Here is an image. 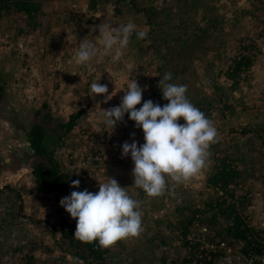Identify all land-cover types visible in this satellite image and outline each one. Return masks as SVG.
Returning <instances> with one entry per match:
<instances>
[{
  "label": "rangeland",
  "instance_id": "rangeland-1",
  "mask_svg": "<svg viewBox=\"0 0 264 264\" xmlns=\"http://www.w3.org/2000/svg\"><path fill=\"white\" fill-rule=\"evenodd\" d=\"M94 1L92 7L90 0L42 1L39 26L35 29H29L17 14L0 19V76L6 81L0 101V264H25L27 256H32L30 264H74L73 258L56 244L58 239L61 241L59 220L61 216H70L60 201L73 191L86 189L96 193L99 182H107L109 177L115 178L127 188L133 199L141 202L143 232L139 237L120 240L109 247L108 264H159L157 258L161 252L166 256L167 264L171 259H176L175 264H195L194 260L182 261L188 257V247L182 246L178 230L171 226L170 221L178 201L202 207V201L212 193L205 186V179L212 168L215 153L228 155L235 165L245 169L244 179L235 188L236 194H240L241 189L248 192L251 200L245 214L252 225L264 228V148L257 151L260 134L264 130V0H137L141 6L151 3L158 12L169 9L166 14L169 33L182 32L186 26L189 31L210 26L209 34L193 47L177 54V58H174V52H169L172 58L167 59L179 77L183 75L187 79V96L195 106L205 101L217 106L208 112L207 117L218 130L219 142L211 145L209 163L197 175L176 185L174 190L170 189L174 194L147 196L143 190L133 187L131 156L122 157V145L133 141L132 133H135L134 139L139 144L145 143L142 128H136L128 114L115 128L106 127L101 118V109L121 103L125 94L123 90H127L130 81L136 79L139 86L147 91L148 82L159 75L155 58L141 54L134 45L137 40L134 33L127 48L120 53L119 61L113 62L109 55H99L110 60L112 69L118 68V71L111 72L121 78L114 77L109 82L100 76L97 80L108 86V95L114 91L116 95L108 103H102L104 95L88 98L85 105L89 106L72 128L75 135L69 136L71 129L65 135L63 145L55 151L61 166L71 174L72 181H80V187H72L65 194L36 192L21 127L31 124L34 110L40 107L38 103L45 97L42 91L36 90L38 86L42 88L38 84L42 73L39 71L42 69L40 55L44 57L54 51L62 53L65 60L62 59L61 63L72 64L76 68L69 57L73 36H78L79 45L83 39L95 42L98 52H102L99 41L95 39L99 35L96 25L105 21L115 27L131 20L138 30L146 29L141 13L133 8L119 4L116 7L122 12L115 14L114 0ZM159 17L165 18V11L159 12ZM244 36L253 37L259 46L256 63L247 79L235 90H230L228 83L223 84L225 97L222 100L229 107L221 108L222 104L219 106L214 100L216 96L211 93L209 77L213 71L224 69L237 39ZM219 39L225 41V49L217 46ZM221 50L225 52L221 53ZM181 66L184 71L179 72ZM63 94L49 97L56 106L54 115L66 119L78 110V104L73 96ZM65 104H68L67 108ZM50 109L53 110L52 107ZM249 167L251 172L247 171ZM217 220L221 223V218ZM209 230L206 223L198 222L191 227L187 239L198 244V249L208 246ZM214 238L213 243H217L219 237ZM160 239L163 241L161 248L158 246ZM223 252L225 256L214 264H245L243 258L232 250ZM151 258L156 259L150 262Z\"/></svg>",
  "mask_w": 264,
  "mask_h": 264
},
{
  "label": "trees",
  "instance_id": "trees-1",
  "mask_svg": "<svg viewBox=\"0 0 264 264\" xmlns=\"http://www.w3.org/2000/svg\"><path fill=\"white\" fill-rule=\"evenodd\" d=\"M42 1L48 0H0V19L9 14H17L24 19L29 29H35L39 26L38 17L41 13ZM90 2V7H92L95 1L90 0ZM114 3L115 14L122 12L116 7L120 6L119 4L141 13L146 27L143 31L147 32V36L143 40L137 39L134 45H137L141 54H148L155 58L156 69L159 71L156 79L148 82V89L143 92V100L140 105H137V108L142 107L143 102L149 99L163 106L168 101L162 98L158 83L166 72L172 73L171 82L187 85V79L183 75L179 77L176 70L169 65L167 59L172 58V55H168L169 52H174V58H177V54L184 53L186 48L193 47L201 38L207 36L210 26L199 27L195 31H189L186 26V28L183 27L182 32L172 31L169 33L167 31L169 20L166 15L169 9H160V13L165 11V18H160L159 12L151 6V3H147L145 6H141L137 0H114ZM217 46L225 49V41L219 39ZM232 49L233 53L224 64V69L218 72L213 71L214 73L209 77L211 93L216 96L214 100L218 101L219 106L222 104L221 108L229 107L222 100L225 97L223 84L228 83L229 89L235 90L247 79L256 63L259 46L253 37L244 36L237 39ZM224 52L225 50H221V53ZM179 70L182 72L184 68L181 66ZM5 86L6 81L0 76V101L3 99ZM187 95H189V88ZM196 107L206 116L209 111L217 108L211 101L197 103ZM81 113L82 110L79 109L70 113L66 119H61L55 116L50 106L44 102L34 110L31 124L21 127L27 144L30 159L28 162L36 192L65 194L72 190V176L61 166L55 157V151L63 145L65 135L75 126ZM179 123L186 122L181 118ZM250 130L248 129V131ZM254 133L255 136H258V133L255 131ZM259 143V147H253H258L257 151L261 152L264 148V130L260 134ZM247 171L251 172V168L249 167ZM244 172L245 169L235 165L228 155H216L215 153L212 168L205 179V186L212 193L202 201V207L191 206L184 200L178 201L170 224L178 230L180 239L183 241L182 246L188 247V257L184 258L183 262L194 260L195 264H214L225 256L223 249L210 250L205 247L198 249V244L188 241L187 235L191 227L202 222L210 228V241L214 240L216 236L219 237V240L224 241L228 248L243 258L245 264H264V228L252 225L250 218L245 214V208L251 200L248 192L241 189V193L236 194L235 188L238 187V182L244 179ZM218 218H221V223L217 220ZM58 224L61 241L58 239L56 244L61 251L73 258L74 264H108L110 248H101L98 241L84 242L76 239L74 233L77 221L71 215L61 216ZM160 240L158 246L161 248L163 241ZM27 257L28 259L25 256V264H30L32 256ZM155 259L151 258L150 262ZM157 260L159 264H167L163 252ZM175 263L176 259L170 260V264Z\"/></svg>",
  "mask_w": 264,
  "mask_h": 264
},
{
  "label": "clouds",
  "instance_id": "clouds-1",
  "mask_svg": "<svg viewBox=\"0 0 264 264\" xmlns=\"http://www.w3.org/2000/svg\"><path fill=\"white\" fill-rule=\"evenodd\" d=\"M95 29L99 31L95 39L102 52H98L95 42L81 40L76 52L78 65L88 67L99 55H109L113 62H117L134 33L138 40L147 36V32L138 30L131 20L115 27L104 21ZM172 78V73L166 72L158 83L162 98L168 101L163 106L149 99L137 108L146 88L140 87L135 79L127 84V90H123L125 94L118 106L101 109L106 127L115 128L128 114L135 127L142 128L145 143L139 144L132 133L133 141L122 145V157L131 156L133 187L143 190L149 197L174 194L170 189L187 182L207 166L211 155L209 149L219 142L213 121L188 98V86L173 83ZM111 79L114 80L112 75ZM108 92L106 84L93 81L90 85V96H105L102 103H108L116 95V91L111 95ZM181 118L186 123H179ZM71 186L79 188L80 181H72ZM98 187L96 193L86 189L73 191L60 201V205L77 221L74 237L84 242L98 241L101 248L139 237L143 232L141 202L133 199L127 188L115 178L99 182Z\"/></svg>",
  "mask_w": 264,
  "mask_h": 264
},
{
  "label": "crops",
  "instance_id": "crops-1",
  "mask_svg": "<svg viewBox=\"0 0 264 264\" xmlns=\"http://www.w3.org/2000/svg\"><path fill=\"white\" fill-rule=\"evenodd\" d=\"M70 45L73 47L70 52L73 51V53L69 52V57L72 63L74 62L76 64V68H74L72 64L68 65L61 63L62 59L65 60V57H62V53L57 54L54 51L52 54H47L44 57L40 55L39 65L42 69L39 68V71H42V73L40 76L41 80H38V84L42 85V88L38 86L36 90L42 91L45 97L38 103V105L41 106L42 103L46 102L50 107H52V113L55 114L56 106L53 105V101L49 96L55 97L64 93L63 96H73L75 103L78 104L77 109L82 110V117L85 108L89 106L85 105V101L88 98H91L89 94L91 83L99 80L100 76L105 77V79L109 82L112 80L111 75L112 78H118V76L121 78V76L111 72V70L118 71V68L112 69L109 65L110 60H104L99 56L94 58L91 65L88 67L78 65L76 63V52L79 48L77 35L72 37V43H70ZM66 55L68 54L66 53ZM93 62L95 66L94 68ZM27 66L30 67L29 64ZM83 81L85 82L82 83ZM101 82L103 81L101 80ZM64 107L67 108L68 104H65ZM69 134L68 135L71 137L74 136V130L72 129ZM0 188L2 187L0 186Z\"/></svg>",
  "mask_w": 264,
  "mask_h": 264
},
{
  "label": "built area",
  "instance_id": "built-area-1",
  "mask_svg": "<svg viewBox=\"0 0 264 264\" xmlns=\"http://www.w3.org/2000/svg\"><path fill=\"white\" fill-rule=\"evenodd\" d=\"M213 242L214 241H210V244L208 246L205 245V248L210 249V250L219 248V249H223L224 251H228V252L231 250L230 248H228V246L226 245L224 241L218 240L217 243H213Z\"/></svg>",
  "mask_w": 264,
  "mask_h": 264
}]
</instances>
